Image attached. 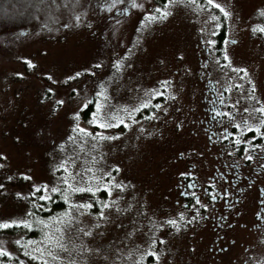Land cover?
<instances>
[{
	"label": "rangeland",
	"instance_id": "rangeland-1",
	"mask_svg": "<svg viewBox=\"0 0 264 264\" xmlns=\"http://www.w3.org/2000/svg\"><path fill=\"white\" fill-rule=\"evenodd\" d=\"M261 15L264 0H0V225L29 223L37 188L90 187L100 202L74 200L0 251L20 264H264ZM227 190L241 195L225 219Z\"/></svg>",
	"mask_w": 264,
	"mask_h": 264
},
{
	"label": "trees",
	"instance_id": "trees-1",
	"mask_svg": "<svg viewBox=\"0 0 264 264\" xmlns=\"http://www.w3.org/2000/svg\"><path fill=\"white\" fill-rule=\"evenodd\" d=\"M158 5L164 7L168 0H156ZM262 16V15H261ZM261 18L264 19L262 16ZM222 19V27L219 29L218 34L215 36L216 39V51L217 55L220 57L222 61H224L225 56V40L227 36V24L225 23V18ZM264 29V27L260 28ZM264 31H261V33ZM264 37V33H262ZM95 110V102L90 103L83 111H82V119L85 122H89L91 116ZM264 130V128H263ZM234 133L236 129L232 130ZM260 134L256 132H251L246 137L249 139L256 138V143H260L262 139H259ZM225 143L228 145H234L233 140H225ZM232 143V144H231ZM243 146L241 147V149ZM240 149V155L243 151ZM44 196L43 191L32 193L28 196V202L30 206L29 214V223L30 227H25L24 225L14 224L10 225L8 228L0 227V238H22L24 240H34L40 237L41 228L45 221L55 218L56 216L63 214L71 208L74 200L83 199L87 204L88 201L93 202V206L91 211L96 213L100 207L99 199L91 194L89 191H80L75 193H69L68 187L65 184H61L57 191L50 192L45 197H50V199H41L40 197ZM103 196V195H102ZM105 199V196L102 197ZM194 204L193 198H189V206ZM43 221V223H41ZM20 258L11 257L10 255H0V264H20ZM147 264H152V258L148 260Z\"/></svg>",
	"mask_w": 264,
	"mask_h": 264
},
{
	"label": "snow or ice",
	"instance_id": "snow-or-ice-1",
	"mask_svg": "<svg viewBox=\"0 0 264 264\" xmlns=\"http://www.w3.org/2000/svg\"><path fill=\"white\" fill-rule=\"evenodd\" d=\"M192 2L194 3L195 0H192ZM208 3H209V4H212V3H213V0H208ZM134 6H135V5H134ZM215 7L220 8V5L216 4ZM157 11H160V10L158 9ZM221 11H224V10L221 8ZM168 15H169V13H168L167 11H164V12L161 13L160 18H161V19H165V18H167ZM224 15L227 16L228 13L225 12ZM77 18H78V17H77ZM149 19L154 20V19H156V17L153 16V17H150ZM213 19H216V18L214 17ZM254 31H255V29H254ZM260 31H264V29H260ZM233 42H234V41H233ZM225 59H227V56H225ZM77 75H79V74H77ZM165 85H167V82H165ZM100 94L103 95L102 92H101ZM161 94H162V93H161ZM86 106H87V105H85V107H86ZM144 107H147V104H145ZM98 111H99V109H98ZM257 111H259V112H261V113H264V108L257 109ZM113 119H115V117H113ZM96 123H97V126H98V127L106 128V127H112V126H119V123H123V120L121 119V120L118 121V123H117L116 125H113V124H109V123L101 122V118H100V117H97V118H96ZM237 127H239V125H237ZM249 130H251V129H249ZM79 131H80V132H84L85 135H91V134L87 133L84 129H79ZM257 131H258V129H257ZM93 138L95 139V137H93ZM100 139H113V137H104V136H101ZM237 143H239V141H237ZM248 159H251V157H248ZM0 167H2V165H0ZM88 171H91V169H89ZM117 171H118V169H117ZM107 175H108V176H111V173H108ZM26 178H27V177H26ZM115 187H117V188H122V186L119 185V184H116ZM97 190H99V189H97ZM105 190H107V189H105ZM36 191H41V189L37 188ZM52 191L55 192V191H57V189L53 188ZM73 191H92V188H90V187H89V188H74ZM40 198H41V199H50V197H45V196H41ZM80 207H85V208H87V207H92V205H91V204H86V205H80ZM104 207H108V204H105ZM29 214L31 215V213H29ZM100 215H101V218H103V213H101ZM41 223H43V221H41ZM168 223H169V224H173V225H175L176 221H174V220H170V221H168ZM9 226H10V225L7 224V223L0 225V227H3V228H8ZM24 226H25V227H30V225H28L26 222H25ZM57 231H60V229H57ZM81 231H83V230H81ZM84 234H85V235H91L90 232H85ZM57 244H58V246H59L62 250H64V251H68L67 247H66L64 244L60 243L59 239H57ZM5 254H6V253L0 251V255H5ZM151 255L155 256V253H152ZM54 258H55V257H54ZM156 259H158V257H156Z\"/></svg>",
	"mask_w": 264,
	"mask_h": 264
},
{
	"label": "flooded vegetation",
	"instance_id": "flooded-vegetation-1",
	"mask_svg": "<svg viewBox=\"0 0 264 264\" xmlns=\"http://www.w3.org/2000/svg\"><path fill=\"white\" fill-rule=\"evenodd\" d=\"M196 186V182L194 179H192L189 176H186L182 181H181V188H182V193L184 195V199L185 202L189 201V194L186 193L187 189L193 191L195 189ZM261 189V188H260ZM243 190H240V193ZM260 191H263V189H261ZM239 195L241 194H230L229 190H227L225 192V194L221 193L220 194V200L222 202H224V211L227 213V215L225 216V219L230 218V213L234 208V205L240 202V197ZM215 200L217 201V198H215ZM232 204V205H231ZM263 205V204H262ZM264 206V205H263ZM263 208V207H262ZM264 213V210H262V212L259 213L258 219L261 221H264V218H262V214Z\"/></svg>",
	"mask_w": 264,
	"mask_h": 264
}]
</instances>
